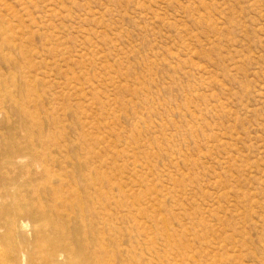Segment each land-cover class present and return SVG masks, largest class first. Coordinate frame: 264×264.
Wrapping results in <instances>:
<instances>
[{"label": "rangeland", "instance_id": "obj_1", "mask_svg": "<svg viewBox=\"0 0 264 264\" xmlns=\"http://www.w3.org/2000/svg\"><path fill=\"white\" fill-rule=\"evenodd\" d=\"M0 194L35 264H264V0H0Z\"/></svg>", "mask_w": 264, "mask_h": 264}, {"label": "bare ground", "instance_id": "obj_2", "mask_svg": "<svg viewBox=\"0 0 264 264\" xmlns=\"http://www.w3.org/2000/svg\"><path fill=\"white\" fill-rule=\"evenodd\" d=\"M9 207H10V205H9ZM13 209H14V207H13ZM7 218H9V217H7ZM16 222H17V220L15 221V219H12V221L9 223L3 224V225L0 223V226L2 229V232H0V264H35L36 259L34 260L33 256H31L28 252L25 253V252L20 251L18 248V245H17L18 235L17 234H18V229H19L18 228L19 223L17 224ZM40 237H39V239H37L36 245L34 247H35V249H38L39 253L41 254V258H42V261L40 260L41 264H59L56 260L58 253L53 252L52 260L50 259L51 256H48L49 255L48 253L47 254L44 253L45 252L44 248L46 247V245H48L50 239H48L46 236H43L41 238ZM56 242H58V241H56ZM53 243L54 242H52V244ZM54 245H55V243H54ZM80 249H83V246ZM60 253H61V255L59 257H63L66 259L72 258L71 256H73V254H74L72 249H70L66 246L61 248ZM84 255H85V257H88V259H86L87 263L84 262L85 259H84V261H78V262L76 259L75 263H73V264H94L92 262H95V261H93L92 258H89V256H88L89 254L85 253Z\"/></svg>", "mask_w": 264, "mask_h": 264}]
</instances>
